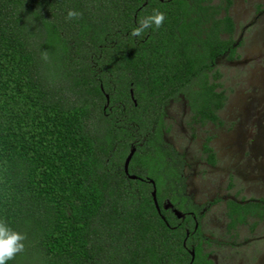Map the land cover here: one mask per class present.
I'll list each match as a JSON object with an SVG mask.
<instances>
[{
    "label": "trees",
    "instance_id": "1",
    "mask_svg": "<svg viewBox=\"0 0 264 264\" xmlns=\"http://www.w3.org/2000/svg\"><path fill=\"white\" fill-rule=\"evenodd\" d=\"M232 4L0 0V264H214L166 119L184 96L196 123H223ZM226 205L233 233L264 217Z\"/></svg>",
    "mask_w": 264,
    "mask_h": 264
},
{
    "label": "rangeland",
    "instance_id": "2",
    "mask_svg": "<svg viewBox=\"0 0 264 264\" xmlns=\"http://www.w3.org/2000/svg\"><path fill=\"white\" fill-rule=\"evenodd\" d=\"M230 14L235 40L242 44L238 58L224 57L217 64L228 96L220 113L223 123L193 124L180 97L167 108V140L185 157L188 193L204 211L205 251L214 264H264V220L250 219L234 237L226 216L228 200L264 202V0H233ZM209 136L215 167L203 153Z\"/></svg>",
    "mask_w": 264,
    "mask_h": 264
},
{
    "label": "flooded vegetation",
    "instance_id": "3",
    "mask_svg": "<svg viewBox=\"0 0 264 264\" xmlns=\"http://www.w3.org/2000/svg\"><path fill=\"white\" fill-rule=\"evenodd\" d=\"M221 2H222V0H221ZM221 2H219V3H217V4H220ZM212 3L213 4H215L214 2H213V0H212ZM216 4V5H217ZM232 6H233V4H232ZM231 9H232V7L230 8V11H231ZM222 15H224V12L222 13ZM222 15H220V17H222ZM230 16H231V14H230ZM232 17V16H231ZM235 23V22H234ZM235 34H236V24H235V32H234V47L236 48V52L238 51V49H239V47L241 46V40H239V41H236L235 40ZM236 57L234 58V59H236V58H238V55H237V53H236V55H235ZM226 58V59H228L229 61H234V59L233 60H231V59H229L228 58V56L227 55H224V56H222L221 58ZM221 58H219V59H217V61H216V64H218V61L221 59ZM181 97H183L186 101H187V99L184 97V96H181ZM179 99V98H178ZM177 99V100H178ZM174 101H176V100H174ZM174 101H171V102H174ZM170 102V103H171ZM169 103V104H170ZM187 104H188V101H187ZM188 106H189V104H188ZM168 108V107H167ZM189 112H190V115H191V118H192V123L193 124H195V125H199V126H202V125H200V124H198V123H196L195 121H194V119H193V114H192V111H191V108H190V106H189ZM222 111H220L219 112V116H220V113H221ZM209 124H211V125H216V124H213V123H207L206 125H204V126H202V127H205V126H207V125H209ZM169 127V126H168ZM170 132V128H169V131H168V133ZM167 133V134H168ZM167 134H166V141L168 142V140H167ZM210 138H212V140H211V142H210V145H211V143H212V141H213V137L212 136H209ZM209 137H207L206 138V141L204 142V143H206L207 142V139L209 138ZM170 143V142H169ZM171 144V143H170ZM172 145V144H171ZM173 146V145H172ZM203 146H204V144H203ZM212 146V145H211ZM174 147V146H173ZM175 148V147H174ZM176 149V148H175ZM177 150V149H176ZM178 151V150H177ZM215 151V150H214ZM178 153L180 154V155H182L179 151H178ZM204 153V152H203ZM205 155V154H204ZM183 156V155H182ZM216 157H217V155H216ZM183 159H184V161H185V167H186V160H185V157L183 156ZM206 161H207V159H206ZM208 162V161H207ZM209 164V163H208ZM210 165V164H209ZM217 165V164H216ZM215 165V166H216ZM210 166H212V165H210ZM215 166H212V167H215ZM185 167H184V170H183V172H184V174H183V176L185 177V184H186V194L189 196V197H191L190 196V194L188 193V179H187V176L185 175ZM127 174V173H126ZM129 177L131 176L130 174H127ZM137 179H138V177H137ZM147 182H149V183H151L150 182V180H147ZM152 184V183H151ZM153 185V184H152ZM192 198V197H191ZM192 201H193V203L195 204V205H197L198 206V213H199V215H201L203 218H204V211H203V209H201V207L198 205V204H196V202L193 200V198H192ZM254 202H257V201H254ZM259 202H262L263 203V205H264V202L263 201H259ZM169 203V202H168ZM167 203V204H168ZM227 203V202H226ZM166 204V205H167ZM165 207V206H164ZM226 207H227V205H226ZM166 210H170L171 212H174V210H173V208H169V209H166ZM192 216H193V218H194V220H195V222H196V230L200 227L201 228V231H202V224H201V222H202V220H203V218H202V220H200V222H198L197 220H196V216H194V213L193 212H191L190 213ZM226 216H227V208H226ZM255 218H257V219H259V220H264V217L261 219V218H259V216H250L249 217V220L250 219H255ZM249 222V221H248ZM244 226V225H243ZM239 227H241V226H239ZM203 233V232H202ZM238 234H237V232L236 233H234L233 234V236L234 237H236ZM205 245H206V243H205ZM210 254V253H209ZM210 258H211V255H210ZM214 262V261H213Z\"/></svg>",
    "mask_w": 264,
    "mask_h": 264
},
{
    "label": "water",
    "instance_id": "4",
    "mask_svg": "<svg viewBox=\"0 0 264 264\" xmlns=\"http://www.w3.org/2000/svg\"><path fill=\"white\" fill-rule=\"evenodd\" d=\"M107 98L109 100V97L108 96H107ZM135 152H136V149H133L131 151V153L129 154V156L127 157V159H126V162H125V171H126L127 174H129V166H130V163L132 161V158H133ZM130 178L131 179H137V177L134 176V175H131ZM150 182L153 184V187H154V191H153L152 196H153V199H154L156 208H157V210L159 212H161L160 211V207H159V203H158V199H157V188H156V184H155V182L153 180H151ZM169 208H173L174 213L176 214V216L179 219L183 218V213H181L180 211H178L177 209H175L174 206H173V204L170 203V202L165 206V209H169ZM193 259H194V255H193Z\"/></svg>",
    "mask_w": 264,
    "mask_h": 264
}]
</instances>
